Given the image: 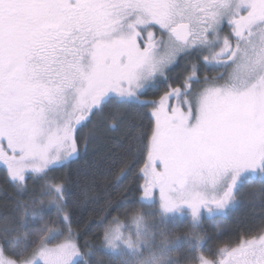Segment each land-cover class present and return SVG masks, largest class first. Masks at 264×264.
Here are the masks:
<instances>
[{
    "label": "snow or ice",
    "instance_id": "6c2138e0",
    "mask_svg": "<svg viewBox=\"0 0 264 264\" xmlns=\"http://www.w3.org/2000/svg\"><path fill=\"white\" fill-rule=\"evenodd\" d=\"M188 57L195 62L181 67ZM208 65L223 71L201 78ZM143 110L146 123L122 120ZM84 124L86 144L129 127L118 148H135L142 162L136 202L187 217L191 264H264V221L235 246L206 248L196 231L245 183L264 184V0H0V166L21 194L33 180L47 197L17 199L14 214L0 217V264H96L95 248L80 246L71 228L72 178L55 174L79 158ZM131 213L137 239L113 218L106 251L135 252L151 234ZM44 215L54 219L38 240L14 234ZM53 236L62 239L49 243Z\"/></svg>",
    "mask_w": 264,
    "mask_h": 264
},
{
    "label": "trees",
    "instance_id": "16d2710c",
    "mask_svg": "<svg viewBox=\"0 0 264 264\" xmlns=\"http://www.w3.org/2000/svg\"><path fill=\"white\" fill-rule=\"evenodd\" d=\"M192 60L195 58H186L181 67L183 64H188L190 67L191 63L195 62ZM180 70L181 68L178 67L173 75L175 76ZM154 93L156 92L151 91L148 98L153 97ZM146 111L139 113L129 111L125 113L122 120L126 125L138 123L141 119L146 123L147 117L144 115ZM128 132L129 127L118 126L115 132L105 133L104 138L98 143L87 144L85 146L87 151L82 150L79 158L69 168L58 169L55 173L60 175L62 172H68L72 178L73 182L69 185L67 197L68 207L72 211L71 228L80 246L87 242L95 248L96 264H144V261L152 256L156 246L149 235L135 252L127 253L122 249L115 253L106 251L101 242L104 229L113 218L124 225L125 237H128V233L136 237L135 227L130 222L133 208L143 216L149 232L154 226L164 221L163 218L156 217L154 221L147 222L145 217L152 205L141 206L144 204L142 201L136 202L140 195L136 187L143 182L139 178L142 162L135 156V148L130 153L124 154H120L118 148L119 145L127 144ZM85 134L79 132L81 141L85 138ZM122 168L123 172H121ZM79 176H87L89 179L86 183H78ZM28 188L27 193L21 194L13 183L5 177L0 178V217L14 214L17 199L26 201L32 199L37 203L43 199L44 203H47V197L40 192L39 181L29 180ZM236 195L237 203L233 210H229L223 217L212 218L217 220L214 221L212 229L207 230L205 227L196 229L202 236H206V248L212 243L214 247L235 246L240 239L251 238L259 232L261 221H264V184L247 182L236 191ZM4 223L5 221L0 219V225ZM186 226L188 225L182 226L181 230L176 232L186 233V229H189ZM218 226L226 230L219 238H216L214 232ZM14 234L20 237L27 234L29 242L38 240L35 228L28 221L23 227L17 223L14 226Z\"/></svg>",
    "mask_w": 264,
    "mask_h": 264
},
{
    "label": "rangeland",
    "instance_id": "374dc122",
    "mask_svg": "<svg viewBox=\"0 0 264 264\" xmlns=\"http://www.w3.org/2000/svg\"><path fill=\"white\" fill-rule=\"evenodd\" d=\"M192 61H195V60H192ZM207 68H208L207 66L202 67L203 72H201V74H198L201 78L205 75L212 77L208 74ZM173 86H178V84H173ZM91 129H92L91 124H85V126H83L80 129V132L82 134L86 133L85 138H83V141H81L78 145L81 151L87 145L85 143V140L88 137ZM3 176L6 178V170L4 167L0 166V178H4ZM6 180L10 181V179H6ZM234 197H235L234 201L223 212L216 213L214 214L213 217H218V216L223 217L229 212V210H233L234 206L237 203L236 192H234ZM142 202L144 204L146 203L145 201H142ZM148 210L149 212L147 213L145 217L147 222L154 221L156 217H161L157 214L154 205H152ZM151 211H154V212H151ZM213 217H208L207 215H205L202 220V223L199 225V228L205 227L207 230L212 229V226L215 224L214 221H217V220H213L212 219ZM161 218L164 219L163 223L154 226V228L150 232L151 233L150 236L153 239L152 241H154V244L156 245L154 248V251H152L151 257L155 256L158 259H160L161 262L166 261L167 264H176V257H177V254H179L180 263L190 264L191 263V260H190L191 252L189 251V248L186 246V243L183 242V237L190 234L193 231L191 224L188 223L187 217L186 216L185 217L168 216V217H161ZM52 219H54V217H49L48 215H44L43 218L38 216L35 220L31 219L30 217L28 218V223L35 228V232L37 234L38 239L44 234L42 229L45 227V223L46 222L50 223ZM185 225H188L186 227L189 228V229H186V233L176 232L178 230H181V227ZM225 230L226 229L224 227L218 226L217 230L214 232L216 238H219ZM134 233L136 236V230ZM129 236L134 237L132 233H128V237ZM60 239H62V237L53 236L50 238L49 243H59ZM136 239H137V236L133 238V240H136ZM165 241L168 242L167 248L163 247L164 245L163 243H165ZM177 241H181V243H176ZM213 247H214L213 243L208 246V248H213ZM120 249L124 250L127 253H131L128 251L127 247L123 244L120 245Z\"/></svg>",
    "mask_w": 264,
    "mask_h": 264
},
{
    "label": "flooded vegetation",
    "instance_id": "af4514ba",
    "mask_svg": "<svg viewBox=\"0 0 264 264\" xmlns=\"http://www.w3.org/2000/svg\"><path fill=\"white\" fill-rule=\"evenodd\" d=\"M208 68H207V71H208V74L210 75V76H215V75H217L218 73H221L222 71H223V69L222 68H219V67H216V66H214V65H208L207 66ZM201 71H202V67H199V71H198V73L197 74H201ZM165 84V83H164ZM158 84L157 85V88L158 89H162L163 87L165 88L166 86H167V84ZM163 88V89H164ZM151 91H155L156 92V89H151L150 91H149V93L148 94H150V92ZM82 123H84V122H82ZM84 126H85V124H84ZM86 148V147H85Z\"/></svg>",
    "mask_w": 264,
    "mask_h": 264
},
{
    "label": "clouds",
    "instance_id": "9594fccd",
    "mask_svg": "<svg viewBox=\"0 0 264 264\" xmlns=\"http://www.w3.org/2000/svg\"><path fill=\"white\" fill-rule=\"evenodd\" d=\"M161 264H167V262L164 261V262H161ZM176 264H180L179 254H177V257H176Z\"/></svg>",
    "mask_w": 264,
    "mask_h": 264
}]
</instances>
